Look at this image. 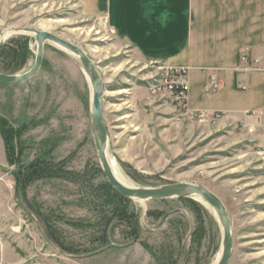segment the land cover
<instances>
[{"label":"rangeland","instance_id":"obj_1","mask_svg":"<svg viewBox=\"0 0 264 264\" xmlns=\"http://www.w3.org/2000/svg\"><path fill=\"white\" fill-rule=\"evenodd\" d=\"M107 9V0H0V37L33 26L80 46L104 82L110 161L126 181L206 185L231 218L229 264H264V147L252 135L256 125H223L221 112L202 117L193 108L199 113L184 115L154 93L164 63L145 61L126 44ZM36 51L33 33H11L0 72L29 70ZM91 114L88 76L52 42L34 77L0 83V117L20 132L12 162L0 133V264H215L222 226L196 198L110 193ZM34 163L42 165L39 177L17 185V174L25 179Z\"/></svg>","mask_w":264,"mask_h":264},{"label":"crops","instance_id":"obj_2","mask_svg":"<svg viewBox=\"0 0 264 264\" xmlns=\"http://www.w3.org/2000/svg\"><path fill=\"white\" fill-rule=\"evenodd\" d=\"M107 8L143 60L189 68L191 108L221 112L223 125H256L264 147V0H107Z\"/></svg>","mask_w":264,"mask_h":264},{"label":"water","instance_id":"obj_3","mask_svg":"<svg viewBox=\"0 0 264 264\" xmlns=\"http://www.w3.org/2000/svg\"><path fill=\"white\" fill-rule=\"evenodd\" d=\"M12 31L29 32L35 35L37 42L35 61L32 67L23 73L7 74L0 72V83H21L34 77L42 67L45 55V43L47 41H51L73 54L88 76L92 86L91 129L99 160L107 181L117 192L131 199L163 200L168 198L202 197L213 209L222 226V251L217 264H229L233 252L231 218L222 199L210 188L195 181H181L157 187H130L122 183L116 177L110 161L111 149L108 142V127L102 102L104 82L100 76L97 65L88 56V54L80 46L53 32L40 30L33 26L21 28L15 27L12 28ZM5 39V37H2L0 40V50Z\"/></svg>","mask_w":264,"mask_h":264},{"label":"built area","instance_id":"obj_4","mask_svg":"<svg viewBox=\"0 0 264 264\" xmlns=\"http://www.w3.org/2000/svg\"><path fill=\"white\" fill-rule=\"evenodd\" d=\"M248 62L249 56L242 58ZM215 80V77H212ZM218 85L214 84V88ZM154 93H163L175 105L179 106L184 115H196L201 112L200 116H204L202 111H193L189 102V68L187 66L162 65L159 80L151 86ZM218 113L217 116H219Z\"/></svg>","mask_w":264,"mask_h":264},{"label":"trees","instance_id":"obj_5","mask_svg":"<svg viewBox=\"0 0 264 264\" xmlns=\"http://www.w3.org/2000/svg\"><path fill=\"white\" fill-rule=\"evenodd\" d=\"M0 133L2 135V138L5 142V146H6V154H7V157H8V160L9 162H12L13 161V156L15 155V144H14V138L16 137V135L20 132H15L13 129H9L6 127V121L3 120L1 117H0ZM31 168H29V170L25 171V173L23 174V176H25L24 178L25 179H20L19 178V175L17 174V185L19 183V181L27 184L29 181H31L33 178H38L40 175V171L42 170V165H40L39 163H34L30 166ZM30 169H32L30 172ZM19 173V172H18ZM21 175V173H20ZM107 186L109 187L110 189V193H114L115 196H117L119 199L123 198L124 196L121 195L119 192H117L111 185L110 183H107ZM125 211H120V215L124 213Z\"/></svg>","mask_w":264,"mask_h":264},{"label":"bare ground","instance_id":"obj_6","mask_svg":"<svg viewBox=\"0 0 264 264\" xmlns=\"http://www.w3.org/2000/svg\"><path fill=\"white\" fill-rule=\"evenodd\" d=\"M13 34L15 32H13L12 30H6V34L3 35L2 37H5V38H8V36H10V34ZM1 39V37H0ZM48 42H51V41H48ZM53 43V42H52ZM55 44V43H54ZM57 45V44H56ZM63 50H65L64 48H62ZM67 51V50H65ZM69 52V51H68ZM70 53V52H69ZM112 164V163H111ZM112 168H113V171H114V174L116 175V177L122 182L124 183L125 185L127 186H130V187H133L128 181H126V179L122 176V174L117 170V168L112 164ZM196 199L198 201H200L201 203H203L206 207L209 208V210H212L213 209L210 207V205L208 204V202L206 200H204L202 197H199L197 196ZM220 256H218V259L217 261L215 262V264H217L218 260H219Z\"/></svg>","mask_w":264,"mask_h":264}]
</instances>
